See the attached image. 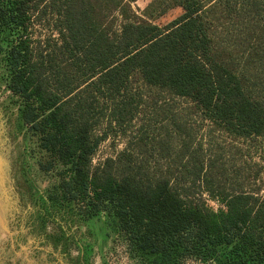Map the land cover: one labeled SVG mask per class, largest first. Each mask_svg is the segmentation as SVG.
Instances as JSON below:
<instances>
[{
  "label": "trees",
  "instance_id": "obj_1",
  "mask_svg": "<svg viewBox=\"0 0 264 264\" xmlns=\"http://www.w3.org/2000/svg\"><path fill=\"white\" fill-rule=\"evenodd\" d=\"M134 1L0 0V86L33 145L17 178L33 224L71 264H92L99 237L137 264H264V197L228 181L193 119L233 143L264 137V0H152L141 15ZM45 20L56 39L32 38ZM129 128L127 146L93 166L107 134ZM32 159L51 180L42 190Z\"/></svg>",
  "mask_w": 264,
  "mask_h": 264
},
{
  "label": "rangeland",
  "instance_id": "obj_2",
  "mask_svg": "<svg viewBox=\"0 0 264 264\" xmlns=\"http://www.w3.org/2000/svg\"><path fill=\"white\" fill-rule=\"evenodd\" d=\"M152 0H136L130 2L131 9L138 15ZM179 9H174L156 20L159 25H165L175 19L180 14ZM46 20L41 23H34L31 32L32 38H49L56 39L57 33L53 23ZM9 94L0 86V213L7 209L6 220L7 228L2 224L0 219V264H71L63 254L54 250L47 243L46 237L41 233V229L36 222L37 216L33 206L22 199L17 184L19 172L20 152L25 150V155H30L33 145L21 136L15 135V111L8 109ZM177 108V106H176ZM194 127L201 125L198 132V138H202L206 154H216L218 151L222 154V163L227 164L229 180H241L247 189H260L259 196L264 197V137L260 138L254 145L247 143L232 142L230 138L222 132L210 128L207 122H200L197 116L193 117ZM138 121L135 122L137 125ZM134 126V125H133ZM100 126V130L104 128ZM132 129L123 132L121 129H115L107 134V137L100 143L96 153L92 157V165L101 164L106 158L115 157L126 146L131 139ZM101 131H97L99 133ZM210 142V144L208 143ZM224 150H217L220 149ZM216 148V150H213ZM240 148L241 150H238ZM32 153V157H34ZM24 159V157H22ZM35 160H31L32 176L36 185L41 190L51 182L50 177H44L38 174ZM4 192V193H3ZM195 192L200 194V190L195 188ZM3 193V195H1ZM201 198L213 210L224 208L217 201L211 200L202 192ZM0 214V216H1ZM16 228L15 232H12ZM23 228L30 241H26L25 236L21 235ZM46 230L50 232L52 226L48 224ZM20 236L13 239V235ZM17 238V239H16ZM17 242L19 249H15ZM23 243V244H22ZM30 247V248H29ZM29 248V254L27 249ZM12 253V256H11ZM28 254V256H27ZM92 264H137L129 259L125 245L119 240L107 239L101 241L99 237L98 244L94 246ZM186 264H198L188 260Z\"/></svg>",
  "mask_w": 264,
  "mask_h": 264
},
{
  "label": "flooded vegetation",
  "instance_id": "obj_3",
  "mask_svg": "<svg viewBox=\"0 0 264 264\" xmlns=\"http://www.w3.org/2000/svg\"><path fill=\"white\" fill-rule=\"evenodd\" d=\"M54 228V229H53ZM52 228V230L51 231H57L58 230V228L57 227H53ZM73 228H75V226L73 227ZM80 231V233L82 234V232H84V228H82L81 230H79ZM79 236V235H78ZM78 254V252L75 250V249H71V251H70V257L72 258L73 256H76ZM129 257V256H128ZM130 259V258H129ZM192 262H195V263H198V264H204V263H202V262H199V261H193L192 260Z\"/></svg>",
  "mask_w": 264,
  "mask_h": 264
}]
</instances>
